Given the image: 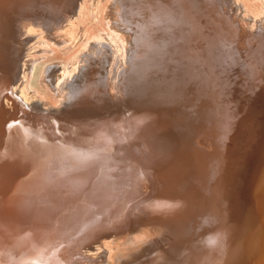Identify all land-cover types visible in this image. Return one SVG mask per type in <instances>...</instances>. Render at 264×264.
I'll use <instances>...</instances> for the list:
<instances>
[{
  "label": "rangeland",
  "instance_id": "1",
  "mask_svg": "<svg viewBox=\"0 0 264 264\" xmlns=\"http://www.w3.org/2000/svg\"><path fill=\"white\" fill-rule=\"evenodd\" d=\"M22 1L25 4L20 6L19 0H0V10L8 11L10 21H14L23 15L35 13V7L46 4L43 13L47 11L52 18L70 14L68 20L74 19L71 21L74 25L68 20L67 24L71 23V27L64 24L65 21L61 23L67 25L65 28L68 27L69 31L73 28L74 33L82 32L83 37L87 33L89 40L91 35L94 37L98 33L99 28H105L106 24L102 23L106 20L102 12L93 17L88 6L93 5V9L97 5L98 9L94 8V11H102L107 3L112 5L113 2L75 0L72 14L70 9L58 4L61 0ZM95 2H99L100 7ZM257 4L261 5L259 2ZM212 7L214 5L210 0H197L171 49L161 55H150L134 61L135 64L160 63L158 68L143 74V86L135 93L137 98L127 104L128 99L123 104L131 105L128 106L131 107V116L121 117L119 121L121 104L113 95L104 92H100L89 107L94 111L89 109L80 114L66 112L62 115L50 113L51 109H64L71 104L61 102L59 97L45 89V83L39 82L40 70L56 60H67L78 49L65 52L48 40L52 44H45L48 50L44 43L36 41L38 36L20 40L23 43L22 53L26 51L27 43H32V49H37L40 56L31 52L34 56L29 53L30 58L28 54V59L36 58L30 79L28 76L23 82H16L18 89L12 88L7 74V81L0 90V95L9 90L13 96L9 100L4 98L7 104L0 100V209H6L4 220L9 222L11 219L7 217L13 213L14 205L34 206L51 218L49 223L63 218L69 231L58 242L54 258L37 264H134L129 255L125 257L129 261L119 259L120 252L126 249L122 241L128 237L140 242L134 252L157 238L150 246L151 255L146 257L148 264H157L156 260L160 259L161 254L168 252H176L178 260L170 264H264V26L253 29L255 38H243V41L236 23L228 22L225 16L223 20L216 17L222 14L219 9L214 7L213 16L207 15ZM3 21L7 41L18 39L13 23ZM39 22L46 21L42 17ZM200 24L206 27L212 25L214 29L204 36L206 40L201 49L202 55L196 63L199 72L194 71L195 77L192 79L194 64L191 55L201 37ZM221 26L227 27L225 34L218 32ZM65 28L67 31L68 28ZM120 28L123 31L122 25ZM223 41L225 54L221 52ZM45 50L50 53L47 54ZM64 52L70 56L64 57ZM127 52L130 55L126 46L123 50L125 59L129 56ZM3 53L4 71L5 51ZM60 53H64L63 56ZM41 55L43 59L46 57L44 61L37 58L39 56L41 59ZM27 58L22 55L19 65ZM117 68L116 64L112 77L107 79L105 88L108 92L121 85L123 71L116 72ZM28 82L38 92L37 98L42 100L35 99L23 105L18 92ZM82 87L71 92V95H76ZM38 88L47 92H41ZM14 96L26 111L21 109L23 106ZM84 97L75 98L72 103ZM141 97L146 98L145 101H139ZM44 99L50 104L46 108L41 106ZM110 100L116 102L108 104ZM188 100L193 105L187 106L186 112L181 115ZM140 102L151 105L156 109L155 114L170 124H161L153 119L147 131L144 125L137 131L130 130L131 134L124 133L126 122L130 121V125L138 122L136 109ZM231 105L238 106L236 114L230 111ZM190 112L192 120L185 123L184 117ZM55 122L79 123L81 127L76 130L91 129L100 132V136L95 138L91 135L92 139L86 142L63 132L69 129L59 130ZM118 122H121L122 128ZM107 123H114L113 133L109 129L104 131ZM155 138L167 142L160 143ZM206 139L214 147L207 146ZM148 142H153L155 147L146 146ZM94 146L97 147L90 153L91 159L109 155L91 168L101 172L83 170L80 163L75 162L81 154L76 152L80 151L68 153V147L75 150ZM155 160L159 162L155 163ZM178 162L182 165L180 172L186 175V182L181 185V179H174V184L181 187H178L179 192L171 194L170 180L159 178L165 185L164 189L157 183L147 164L160 167L161 164L171 166ZM82 176H85V181L78 180ZM84 198L92 205H88L92 211L88 216L80 201ZM150 220L159 221L157 225L162 228V232L160 230L161 233L155 237L142 228ZM135 228H140L141 232L122 235V232L128 234ZM95 234H105L108 238L96 241L97 238L93 237ZM56 235L60 237L64 233L58 230L53 236L54 240ZM260 235L262 247L261 242L256 243ZM94 247H99L98 252L93 250Z\"/></svg>",
  "mask_w": 264,
  "mask_h": 264
},
{
  "label": "bare ground",
  "instance_id": "2",
  "mask_svg": "<svg viewBox=\"0 0 264 264\" xmlns=\"http://www.w3.org/2000/svg\"><path fill=\"white\" fill-rule=\"evenodd\" d=\"M86 1L87 0H85V2ZM98 1L100 2V0ZM102 1L103 0H101V2ZM210 1L213 3L214 7L219 9V11H221L222 13L220 15H216V17H218L220 20H223V17L225 16L228 22H232V24L236 23L238 25V28L242 32L241 36L243 41L245 38L247 39L255 38V35H253V29L261 28L264 26V0H244L246 2H250L248 4L246 3L247 5L242 0H210ZM74 2L75 0H61L58 4L64 6L67 9H70L69 10L70 13L73 14L74 11L72 12L71 8ZM99 2H95L94 4ZM257 2H259L261 5L259 6ZM196 3L197 0H113L112 5L107 3L106 5L107 7L104 10L102 8V11L101 10L94 11V8L98 9L97 5H95L93 9H92L93 5L88 6L89 8L91 7L90 12L91 15L92 14L94 15V16L92 15L93 17L95 16L97 17V15L101 14L102 12L103 17L106 20L105 23L101 22L102 24H106L105 28H102L101 30L99 28L98 33L94 34V37L93 35H91L92 38L90 40L88 39V35L86 33L87 31L85 32L86 34H84L83 37L82 32L81 34L77 30L78 33H74L73 31L75 30L73 28H71L70 31L68 27H67L68 30L67 28H65L69 24V23L67 24V20L70 14L67 16L63 14L62 16L57 18L54 16L52 18V15H50L47 11L43 13V10L46 8L45 7L46 4L35 7L37 8V11L35 13L23 15L14 21H10L8 16V11L0 10V90L7 81L6 80L7 74H9L10 87L12 88L16 87L15 86L16 82H21V81L23 82V80H25L26 77L28 76L29 79L31 78V74L33 73L32 69L34 67V62H36L35 60L36 56L32 57L35 59H28L27 57L30 56L31 58V55L29 54L31 52L37 55H39V53L37 49H36L37 53L35 52L36 51L35 49H32L33 48L32 43L31 45L27 43V49L26 51H24L25 53L24 52L22 53L23 50L21 49V47H23V43L22 41L20 42V40L24 38H31L34 36H38V37L40 36L39 39L38 37L36 38L37 39L36 41L39 42V44L44 43V47H47V45L45 44L48 45L54 44L57 46V49L63 50L65 52L67 51L72 52L74 48H76L75 50L78 49V51L74 54L69 52V54H72V56L68 55V53L65 52H64L65 54L62 53L64 54V57H66L67 55H68L67 57L69 56L70 57L68 59L66 58L67 60H56L50 64L48 63L47 68H45V66L43 65L44 67H42V70H40L41 71L39 74L40 76L37 73V75L40 77L39 82L41 81L45 83L43 85L47 86V88L45 89H48L49 93H52L53 95L59 97L61 102L65 101L66 103L71 104L70 106L65 107L64 109H51L49 111L50 113L56 115H62L66 112H70L73 114H80L88 111L89 109L94 111L93 108H89V107L93 104L98 94L100 92H104L105 94L113 95V97L118 99L117 100L118 103L121 104L118 114V121L121 119V117L129 118L131 116V107L128 108V106L131 105L123 106L124 102H126L129 99V101L127 102V104H129L133 99L137 98V95L135 93L140 87L143 86V80H142L143 74L148 70L158 68L160 63V61H156L152 63L139 62L138 64H135L134 61L136 59L146 58L147 56L150 55L151 56L161 55L165 51L171 49L173 42L177 40V38H179V31L182 29L183 22L186 21V18L191 13V10ZM24 4H25L24 1L19 0L20 6ZM223 4L225 5L224 8H226L227 11L224 8H222ZM98 7H100V3ZM214 7L209 8L210 11L207 13V15L213 16L212 11L215 9ZM227 12L231 16V18L227 14ZM42 17L46 22H39L42 20ZM211 18L212 17H209V19ZM3 19L6 20L5 22L13 23V26L16 28V37L18 39H13L11 42L7 41V38L5 37L6 26L3 25L2 23L4 22ZM94 19L91 18V20ZM53 20H55V22H53ZM56 20L59 22H56ZM73 20L69 19L68 21L71 22ZM63 21H65L64 24H67L66 26L63 25V23H61ZM98 22L96 21V23ZM120 22H123V24H121ZM71 23L68 25L69 27H71ZM92 24H93L92 26L94 27L95 26L94 23ZM121 25L123 27V31L128 30L126 31V33L121 30L120 28ZM203 25L200 24L199 36L201 37L198 38L196 42V49L191 55L192 57L191 62L192 64H194L192 65V68H194L192 72V79L195 77V72L197 73L199 72L196 63L199 61V57L202 55L201 49L206 40V38L204 39V36L208 31H210L213 28L212 25L207 27ZM64 28L67 31H65ZM2 30L4 31V34ZM79 30H81V28ZM227 30H228L227 27L221 26V29L218 32L220 34H225V31ZM152 32H155V34L152 35ZM47 34L50 35L48 36ZM85 36H87V39L85 38ZM48 40L49 42L51 41L52 44L51 43L49 44ZM223 43L224 41L222 42L221 52L225 54L226 50L223 46ZM41 46L38 47L42 49ZM126 46L130 50V55L128 54L129 51L127 52V54L129 55V56L127 55L128 56L127 59H125L123 56V50H125ZM51 47L53 50L56 49V47L54 46H50V48ZM3 51H5L4 71H3V64H4ZM39 52H41V50H39ZM45 52H43V54L50 53V51L49 53L48 52L45 53ZM56 52H58V50ZM22 55L25 56L27 59L23 60V64L21 65L20 63L21 65L20 66L18 62ZM39 56L37 58H39V60L42 61L44 55L42 56L41 59ZM45 58L43 59V61L45 60ZM53 58L55 57L53 56ZM17 63H18V67L16 69ZM44 63L46 64L47 62ZM106 64H108L107 68H105ZM116 64L118 66L116 72L123 71L121 85L120 87L114 86L115 88H113L112 91L110 90L111 92H108V90L105 88V85H107L108 80L110 79V77H112V73H114L113 69ZM39 65H41V63ZM38 72H39V68H38ZM17 77L18 79H16ZM190 83L191 82L187 83L186 86L189 85ZM33 87L34 86H32L31 83H29L26 86L24 85L23 89L20 88L21 90L18 93L20 94L19 96L20 100L24 102L23 105H26L25 103H31L35 99H38L39 101L42 100L40 98H37V96H39L38 92H36L35 88ZM80 87H82V89L76 95L74 96L71 95V92L77 91ZM41 88L43 87L41 86ZM39 89L40 88H38V90ZM10 92L9 90H7L6 94L0 95V100L3 101L4 104H7V102L4 101V98L7 100L13 98ZM43 92H47V91H43ZM92 93L96 95L89 96ZM42 94L45 95L44 93ZM49 95L52 97L51 94ZM82 96H85L86 99L84 97L79 102L75 104L72 103L75 100V98H81ZM88 97L90 98L87 99ZM145 99L144 97H141L139 101H145ZM16 100L19 102L21 106H23L17 98ZM84 101H88V102L84 104L83 103ZM48 102L45 100V102H42L41 106L44 108L48 107V105H50ZM114 102H116V100H110L108 101V104H113ZM190 105L192 106L193 102H190L188 100V103L182 109L181 115H183L186 112L187 106ZM36 107L39 108L40 106H36ZM230 107H231L230 111L233 112L234 114L238 112L237 105H231ZM24 108H25L24 106L21 107L22 110H25ZM0 111H2V109H0ZM38 112L40 111L38 110ZM136 112H137L136 116L138 118V122H133L131 125H130V121L126 122L125 124L126 128L123 129L124 133L131 134L130 130L137 131L140 128H142L144 125H145L144 126L145 130L147 131V126L150 124V122L153 119L159 120L161 124H170L167 123L165 119H162L160 116L155 114L156 109L149 104L140 102V105L136 109ZM192 117L193 116L191 112L186 114L184 117L185 123L191 122ZM112 124L114 123L105 124L104 126L106 127L104 128V131H107V129H109L112 132L113 130ZM118 124L120 128H122L121 122H118ZM54 125L58 127L59 130L69 129L63 132L68 133L69 135L77 139L80 140L84 139V141L86 142H88V139H92L91 135H93L95 138L100 136V132L91 129L85 131L76 130V128L81 127L79 123L61 124L55 122ZM155 139L160 143L165 144L167 142V140L164 139H162L161 141L158 140L157 138ZM205 142L207 146L214 147L213 143L208 142L207 139L205 140ZM86 144L85 146H87ZM146 146L148 147L151 146L152 148L155 147V144L153 142H148L146 143ZM96 147L97 146L85 147L75 150H69L68 147V153H72L74 151H80V152H76L81 154H79L80 158L75 162L78 164L80 163L83 170H88L91 172L100 171L98 169L92 170L91 168L93 166H97L98 162L101 159L107 156L109 157V155L104 154L100 156H95L94 158L91 159L90 153L93 151V149H96ZM185 156H190V155L185 154ZM197 158H199V156ZM156 162L158 163L159 160H155V163ZM181 166L182 165L180 162L171 166L166 164H161L160 167H155L152 164H147V167H150L152 172L154 173L157 183L159 182V184L163 186L164 189H165V185L162 183V181L159 178L163 177L165 180H170L172 189H170L169 192L171 194L179 192L178 187H181L179 186L180 184H174L173 182L174 179L175 181L176 179L177 180L181 179V185L186 182L185 179L186 175H182V172H180ZM128 169L129 167L124 171L126 172ZM177 174L180 176H178ZM79 179L82 181L86 180L85 176L78 178V180ZM6 195L9 196L10 193L9 195L8 194ZM75 199L77 200V197H75ZM80 201L81 204H83L86 208L85 215L88 216L92 212L89 210L92 207V205L90 204L91 202H89V200H87L86 198L82 200L80 199ZM88 205H91V207H89ZM12 209H13L12 210L13 213H11L7 217V219H11V221L9 222H7V220H4V218H6L4 217L5 216L4 212L6 211V209L5 211L4 208L0 209V264H37L40 261H44V260L46 261V259L52 257L54 258L55 256L54 252L56 248H58V242L62 238L66 237L69 233L67 224L64 221V219L60 218L57 220L58 222H56V220L55 222L51 221L52 223L51 224L49 223L51 218H48L40 208H36L34 206H27V205L24 207L20 203L14 205ZM157 222L159 221L150 220L149 222L145 223V225H143L142 228L144 229L146 228L150 232V234L155 237L156 234L162 232V228L157 225ZM262 226L263 224H261V234H262ZM58 230H60V232H63L64 235L60 237H57L56 235V238L54 240L53 236ZM138 231L141 232L140 228H135L129 231L128 234H124V232H122V235L129 236V234L136 233ZM93 237L97 238L96 241H99L104 238H108V236H106L105 234H95V236ZM130 238L129 237L125 238L124 241H122L126 247L125 249L126 251L124 250L120 252L119 254L120 261L122 259L125 260L126 259L125 257L129 255V257H131L130 260L134 261V264H148L146 257L151 255L152 250L150 249V246L152 245L153 242L156 241L157 238L153 239L154 241L152 243L150 242V244L145 245L144 248H139L137 251L135 250L136 252H134V248L139 247L140 242H138V240L135 241L136 240L135 237H134L135 240H133V238L132 239ZM259 242H261V235H260V240H258L256 243ZM261 247H262V242H261ZM93 250L95 252L96 251L98 252L99 247ZM175 253L176 252L162 253L160 259L156 260L158 261L157 264H170L171 262L173 263L175 261H178L176 260ZM105 263H107V261ZM129 264H133V263H129Z\"/></svg>",
  "mask_w": 264,
  "mask_h": 264
}]
</instances>
